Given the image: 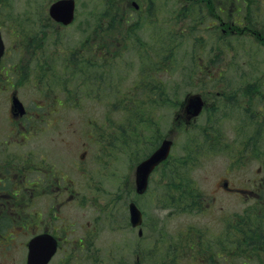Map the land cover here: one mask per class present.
<instances>
[{"label":"rangeland","instance_id":"1","mask_svg":"<svg viewBox=\"0 0 264 264\" xmlns=\"http://www.w3.org/2000/svg\"><path fill=\"white\" fill-rule=\"evenodd\" d=\"M52 1L0 0V160L49 165L56 184L69 181L72 192L52 188L35 197L28 226L6 229L14 234L0 241V264H25L26 241L37 223L52 225L64 240L53 264L66 253L69 264L204 262L193 253L175 257L173 248L193 244L195 251L203 239L228 236L226 226L238 220L232 216L253 203L236 189H257L251 180L264 162V0H136L135 10L131 0H74L68 25L51 19ZM108 19L116 26L110 33ZM221 21L233 23L232 31H223ZM79 60L82 66L71 65ZM159 61L161 67L152 66ZM64 63L80 71L63 70ZM194 93L205 108L190 118L184 103ZM12 94L31 119L39 100V110L53 111L14 142L8 141ZM163 137L173 140L167 162H198L188 179L205 194L201 213L171 215L172 208L163 206L164 166L150 176L145 194L134 195L133 164ZM39 170L31 178H42L46 170ZM131 198L144 212L142 237L128 223ZM188 229L192 236L183 234Z\"/></svg>","mask_w":264,"mask_h":264},{"label":"flooded vegetation","instance_id":"2","mask_svg":"<svg viewBox=\"0 0 264 264\" xmlns=\"http://www.w3.org/2000/svg\"><path fill=\"white\" fill-rule=\"evenodd\" d=\"M138 3V2H137ZM139 5V4H138ZM134 10L138 9L136 7H131ZM221 26L231 27V23H227L225 21L220 22ZM44 98V97H43ZM45 99V98H44ZM41 100L35 102V113L32 116L34 119H31V111H26L25 114L22 116L17 115L15 113L10 112L11 116L9 115L11 120L10 133H11V140L10 142H14L15 136L17 134L20 135V139L27 138V133L31 129L37 128V122L41 116L48 117L52 114V109H48L43 111L42 109L39 110L41 107ZM45 106V105H44ZM29 113V115H28ZM28 115V122L22 123L20 122ZM30 118V119H29ZM16 123V124H15ZM31 128V129H30ZM22 130L26 131V137L22 135ZM7 142V141H4ZM43 168L46 170L42 178L37 176L36 178H31L30 172L33 171H40L39 169ZM59 180L56 179V175L54 172L51 173L49 165H41L40 162L34 164L33 162H7L5 159L0 160V241H7L10 240V235L14 234L12 232H6L8 227H17L19 228L18 231L21 232V228L23 226H28L25 218H28L29 214V206L34 202V198L39 196L40 194L43 196L50 195L51 189L55 188L54 191H63L65 190L71 191L69 181L63 180V186L58 185ZM225 182V181H224ZM258 187L256 192L244 188H237V192H241L248 196V198H254L260 205L263 204V179L262 177L259 178L257 181ZM231 188V187H229ZM247 192H246V191ZM71 195V194H70ZM71 198V196H70ZM62 202H64L62 200ZM50 210V208H49ZM49 216V214H48ZM24 218V219H23ZM49 220V217H46ZM50 222V220H49ZM264 223V219L262 220ZM22 226V227H21ZM194 228V227H193ZM3 229V231H1ZM197 229V228H196ZM27 230V228H26ZM57 229L52 227V225L46 223L45 225L40 226L38 223L34 225V235L38 233H50L57 238L59 243L63 241L62 236L56 231ZM17 231V234L19 233ZM9 233V234H8ZM187 236V235H185ZM260 241L262 248L261 250H257L256 252H252L249 250L240 251V252H232L230 250V239L228 236H225V243L224 245L215 244L214 238L209 240L208 242V250L202 251L205 247L204 239L199 243L197 246V250H193V244L189 245V247L184 248L182 245L179 247L182 248L180 253L176 252L175 255L178 254H198L201 257V261L205 260L204 262H198L196 264H235L233 261V256H240L242 258L240 264H264V225L260 228L259 231ZM2 237V238H1ZM190 237V236H188ZM5 238V239H3ZM202 239V237H200ZM258 240V241H259ZM177 247V246H176ZM221 247V248H220ZM207 256V259L204 257ZM223 256V257H222ZM169 264V263H167Z\"/></svg>","mask_w":264,"mask_h":264},{"label":"trees","instance_id":"3","mask_svg":"<svg viewBox=\"0 0 264 264\" xmlns=\"http://www.w3.org/2000/svg\"><path fill=\"white\" fill-rule=\"evenodd\" d=\"M107 23L109 24V26L105 30L106 32L110 33L116 29V26L113 21L108 19ZM89 39L90 37L86 36L82 40V42L89 41ZM78 63H80L81 66L83 65L81 60L77 61V63L74 62L71 65H77ZM62 69H67L71 73L80 71L78 68L70 67V65L66 63L63 64ZM79 83V85L85 86L86 78H81ZM144 85L146 84H143L140 88L142 89ZM158 87L159 86H155V88ZM146 89H150L148 84L144 90ZM123 116H126V118H128L131 115L127 112V110H125L123 112ZM260 126V119L256 118L255 127L259 129ZM120 130L121 132L125 133V129H123V126H121ZM254 153L255 151L252 150V154ZM259 163L262 172H264V162ZM196 165H198V162H167L163 167V169H165L164 186H166V189L164 188L165 192L162 193L163 199L168 204L173 205V209L175 210L190 209L191 205L196 202L198 197L200 196L194 182L191 179H188L189 170ZM183 174H186L187 179H184ZM262 179L264 186V173L262 175ZM232 218L238 220H236L235 222L231 221L230 243H232V245L234 247H237L238 249H243L244 246H247V250L252 252L261 250L262 248L260 247V245L263 240L260 241L261 239L259 236V231L260 228L264 225V223L262 222V220L264 219V199L262 205L257 203L252 209H248L247 211L244 210L242 213H235Z\"/></svg>","mask_w":264,"mask_h":264},{"label":"water","instance_id":"4","mask_svg":"<svg viewBox=\"0 0 264 264\" xmlns=\"http://www.w3.org/2000/svg\"><path fill=\"white\" fill-rule=\"evenodd\" d=\"M74 0H56L49 6V14L56 21L64 24L69 23L73 19ZM3 42L0 36V54L2 53ZM202 105V100L198 95L188 98L185 110L188 114L196 115ZM171 145L170 139H164L160 146L146 159L138 164L135 171V189L141 193L147 186V176L156 163L164 159L169 152ZM129 220L134 226L141 222V211L134 201L128 203ZM140 233V231H139ZM28 264H45L55 250V242L46 240L44 237H34L28 244Z\"/></svg>","mask_w":264,"mask_h":264}]
</instances>
